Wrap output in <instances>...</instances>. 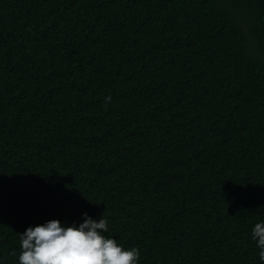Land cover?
<instances>
[{
    "label": "trees",
    "instance_id": "trees-1",
    "mask_svg": "<svg viewBox=\"0 0 264 264\" xmlns=\"http://www.w3.org/2000/svg\"><path fill=\"white\" fill-rule=\"evenodd\" d=\"M84 212L138 264H260L264 0H0V264Z\"/></svg>",
    "mask_w": 264,
    "mask_h": 264
},
{
    "label": "clouds",
    "instance_id": "clouds-1",
    "mask_svg": "<svg viewBox=\"0 0 264 264\" xmlns=\"http://www.w3.org/2000/svg\"><path fill=\"white\" fill-rule=\"evenodd\" d=\"M110 100L105 97L106 102ZM81 215L78 224L50 219L28 226L19 235L18 264H138L137 248H125L104 234L108 231L106 218L94 219L87 212ZM251 240L259 250L260 264H264V219L254 222Z\"/></svg>",
    "mask_w": 264,
    "mask_h": 264
}]
</instances>
